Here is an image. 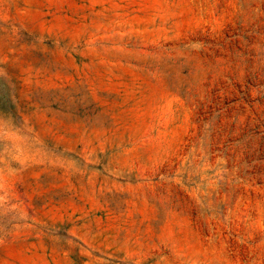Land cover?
<instances>
[{
    "label": "rangeland",
    "instance_id": "374dc122",
    "mask_svg": "<svg viewBox=\"0 0 264 264\" xmlns=\"http://www.w3.org/2000/svg\"><path fill=\"white\" fill-rule=\"evenodd\" d=\"M0 264H264V0H0Z\"/></svg>",
    "mask_w": 264,
    "mask_h": 264
}]
</instances>
